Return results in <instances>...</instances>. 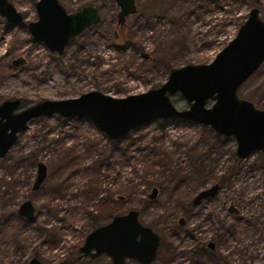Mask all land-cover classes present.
<instances>
[{
  "label": "rangeland",
  "instance_id": "374dc122",
  "mask_svg": "<svg viewBox=\"0 0 264 264\" xmlns=\"http://www.w3.org/2000/svg\"><path fill=\"white\" fill-rule=\"evenodd\" d=\"M8 1L23 13L24 24L36 21L37 0ZM59 1L68 11L91 2L103 22L58 56L33 41L25 25L10 26L0 17V103L13 97L25 108L95 90L114 98L145 93L168 78L155 59L172 68L209 64L235 39L252 8L259 9L264 21V0H135L137 12L126 18L124 30L131 43L120 44L111 33L119 10L112 0ZM157 3L161 8L146 10ZM18 58L25 64L12 66ZM238 96L264 110V63ZM171 101L179 109L186 107L179 94ZM125 137L124 142L109 140L84 118L50 115L27 123L0 158V264H27L33 256L49 264H112L108 255L91 260L79 247L95 227L130 209H137L140 222L160 236L150 264H218L206 246L210 241L222 264H264V167L259 152L239 159L233 137L183 119H155ZM155 137L160 138L155 146L168 152V165L154 162L149 150ZM128 145L133 163L116 150L109 163L117 162L101 172L94 168L96 161L107 162L110 150ZM38 161L47 166V176L32 190ZM193 165L212 170V175L200 182ZM87 166L91 168L85 172ZM222 175L230 177L220 183ZM215 183L217 194L194 205L197 193ZM152 187L158 188L154 197ZM26 199L35 207L34 220H14ZM230 202L238 214L228 210ZM126 264L140 263L127 259Z\"/></svg>",
  "mask_w": 264,
  "mask_h": 264
},
{
  "label": "water",
  "instance_id": "95a60500",
  "mask_svg": "<svg viewBox=\"0 0 264 264\" xmlns=\"http://www.w3.org/2000/svg\"><path fill=\"white\" fill-rule=\"evenodd\" d=\"M119 7L117 21L136 13L134 0H113ZM217 1V0H208ZM37 21L29 22L27 30L35 42H41L50 53L61 55L65 46L86 28L99 24L101 19L92 7L68 15L58 0H39L36 4ZM0 16L10 24H20L23 15L8 0H0ZM264 63V21L259 9L252 8L239 27L235 39L225 46L209 64L186 65L172 68L160 87L145 93L114 98L100 91H89L75 98L42 100L21 108L15 99L0 105V158L6 156L16 142L18 133L36 118L56 115L59 118L90 119L112 141L127 136L133 129L155 119H183L210 127L216 134L233 137L235 155L244 159L264 150V110L238 96L239 87ZM18 58L14 66L24 65ZM179 94L186 107L177 109L171 97ZM211 107L208 108V103ZM32 189L40 187L47 176L43 162L36 165ZM217 183L202 189L195 201L214 195ZM156 188L150 197H154ZM230 212L239 213L233 202ZM17 214L27 221L35 218V207L30 199L21 202ZM182 221V220H181ZM160 236L139 220V211L130 209L116 214L104 225L91 230L79 250L91 258L107 254L113 264H125L133 259L141 264L154 261ZM212 245V243H209ZM27 264H49L36 256Z\"/></svg>",
  "mask_w": 264,
  "mask_h": 264
},
{
  "label": "trees",
  "instance_id": "16d2710c",
  "mask_svg": "<svg viewBox=\"0 0 264 264\" xmlns=\"http://www.w3.org/2000/svg\"><path fill=\"white\" fill-rule=\"evenodd\" d=\"M156 7L161 8V6L157 3L154 6L153 5L152 6H148L147 8H149L150 10H148V9H146V10L149 11V13H151V11H155V9H157ZM120 38H121V41L124 42L125 44L126 43H129L126 34L121 35ZM116 48L119 49L121 47H119V46L116 45ZM154 62L157 63L158 65H160L166 72H169V70L172 68V66H170L168 64V62H166V61H161V60L155 59ZM173 121H175V119H173ZM128 137H125V138L121 139L119 142H124L125 140H127ZM159 140H160V138H158V137L153 138V140L151 141L152 142V144H151L152 147H150V145H149V147H150V150L149 151L153 155V157L155 158L154 159V162H157V160L159 161L157 163H160V162L163 161L165 163V165H168L169 163L166 160V157H167L168 152L166 151V149L164 147L161 148V147H156L155 146V143H157ZM131 144L135 145V141L133 140L131 142ZM135 148L139 150L141 147H139V145H136ZM116 150H119V154H120V156H121L122 159H125V162L126 161L132 162V160H133L132 159V156L133 155L130 153L131 148L128 145L127 147H124V148L122 147L120 149L117 148V149H114V150H110V152L108 151L110 154L106 157L107 162L102 161L100 163V162L96 161L95 164H94V168L95 169H99L98 172H101L102 171L101 169H103L104 166H106L107 169H108V166L110 165V163H111V165H113L114 162H117V160L115 159L113 161L110 160L111 162L109 163V159L112 158V157L114 158V154L115 153H113V151H116ZM141 150H143V148H141ZM163 154H165V155L163 156ZM258 155L261 157V160H260V161H262L261 166L264 167V151L259 152ZM30 156H31L30 158L32 159L33 162L37 161V156L35 154H31ZM196 157H197V159H200L199 154H197ZM72 160L74 161V159H72ZM137 161H138V159H137ZM260 161H259V163H260ZM90 168H91V166H87L86 169H85V172L87 170H90ZM193 168L195 170L197 169L196 172H198V175H199V178H200V182H204L205 180H208L209 179V175L210 176L212 175V170L209 171V172H207V171L205 172L203 169H201L200 167H198V165L197 166L193 165ZM263 171H264V168H263ZM227 177H230V175H227V176L226 175H222L221 178L219 179L220 183H224L226 181V178ZM88 193H89V189L86 192L84 191V196H86ZM87 199H88V201L91 199V198H89V195H88ZM21 218H23V217L19 216L18 214H15V213L13 214V219L14 220H16V219L17 220H20ZM13 234H14V236L15 235H18V233L17 234L16 233H13ZM17 237H19V236H17ZM194 255L196 256V253H194ZM211 256L217 261L218 264H222L219 261L220 260V256L219 255H215V253H212Z\"/></svg>",
  "mask_w": 264,
  "mask_h": 264
},
{
  "label": "flooded vegetation",
  "instance_id": "af4514ba",
  "mask_svg": "<svg viewBox=\"0 0 264 264\" xmlns=\"http://www.w3.org/2000/svg\"><path fill=\"white\" fill-rule=\"evenodd\" d=\"M39 0H37L35 3H34V8H35V12H36V16H37V18H38V15H37V11H36V7H35V4L38 2ZM113 1V0H112ZM135 1V0H134ZM58 2H59V4L63 7V9L65 10V12H66V14H68V15H71V14H75V13H77V12H81L84 8H86V7H92V8H94L96 11H97V13H98V15H99V17H100V19H101V21H100V23L99 24H101L102 22H103V19H102V17H101V14H100V12H99V8L98 7H96V5H94L93 3H91V2H89V3H84L83 5H79V7H78V10H75V11H68L67 10V8L66 7H64L63 5H62V3L58 0ZM114 2V1H113ZM115 3V2H114ZM116 4V3H115ZM135 5H136V12H137V4H136V2H135ZM119 8V7H118ZM17 10V9H16ZM19 12V11H18ZM118 12H119V10H118ZM118 12H117V14H118ZM21 13V12H20ZM22 15H23V13H21ZM117 14H116V19H117ZM134 15V14H133ZM1 17V16H0ZM129 17V16H128ZM2 18V17H1ZM23 18H24V16H23ZM127 18V17H126ZM126 18H125V21H126ZM4 20V19H3ZM24 20H25V18L23 19V21H22V23H20V24H15V25H25V27H26V30H27V24L30 22H27V23H25L24 24ZM36 21H37V19H36ZM6 22V21H5ZM31 22H35V21H31ZM10 26H15L14 24H10V23H8ZM96 25H98V24H96ZM96 25H93V26H91V27H89V28H86L81 34H79L78 36H76V38H78V37H80L86 30H88V29H90V28H93L94 26H96ZM125 27H126V22H124L123 24H119L118 23V21H116V25L115 26H113L112 27V31H111V33H112V36H113V38H115V39H119V40H121V35H124V34H126V32H124V30H125ZM28 31V30H27ZM29 33V32H28ZM76 38H74V39H76ZM126 38V37H125ZM124 38V39H125ZM74 39H72L71 41H73ZM33 40V39H32ZM34 41V40H33ZM70 41V42H71ZM128 41H129V43H127V44H130L131 43V40L130 39H128ZM69 42V43H70ZM121 42L122 41H120L119 43L121 44ZM68 43V44H69ZM67 44V45H68ZM123 44H125L124 42H123ZM66 45V46H67ZM66 46H65V48H66ZM117 46H119L120 47V45L119 44H117ZM65 48H64V50H65ZM63 53H64V51H63ZM62 53V54H63ZM51 54H56V55H58L57 53H51ZM61 54V55H62ZM58 56H60V55H58ZM145 57V56H144ZM11 65L12 66H14L13 65V61H11ZM175 69H177V68H175ZM248 80V79H247ZM246 80V81H247ZM246 81H244L243 83H242V85L239 87V90H240V88L243 86V84L246 82ZM239 90H238V92H239ZM83 94V93H82ZM81 95V94H80ZM79 95V96H80ZM15 99H17V98H15ZM20 100V99H19ZM7 101H13V97H11V98H6V99H4V100H2L1 101V103H0V105L2 104V103H4V102H7ZM21 101V100H20ZM212 104V103H211ZM22 101H21V108H23L22 107ZM176 107V106H175ZM207 107L208 108H210L211 107V105H207ZM177 108V107H176ZM178 110H179V108H177ZM180 109H183V108H180ZM64 119V118H63ZM177 121V120H176ZM39 162V161H38ZM37 162V163H38ZM37 163H36V165H37ZM47 167V166H46ZM37 168V167H36ZM35 176H36V172H35ZM35 178V177H34ZM33 184V183H32ZM153 188H156V194L158 193V188L157 187H152V189ZM33 190V189H32ZM37 190V189H36ZM219 191V188H218V190H217V192ZM217 192L214 194V195H208V196H206V197H204V198H201L200 200H197V201H195V197L193 198V203H194V205H197V204H199L201 201H203V200H205V199H208V198H211V197H214L216 194H217ZM156 194H155V196H156ZM224 205L225 204H227V201H225L224 203H223ZM234 204V203H233ZM228 206H229V204H228ZM235 213V212H234ZM235 214H238V213H235ZM182 220V221H181ZM179 223H183L184 222V219L183 218H179ZM209 243H212L211 241L210 242H208L207 244H206V246L213 252V253H215V249H214V243H212V245H209ZM170 247V246H169ZM172 247V246H171ZM170 247V249H172ZM80 248V247H79ZM158 249V248H157ZM201 250V248H199V250H195V251H193V253L195 252V253H197V252H199ZM203 250V249H202ZM80 251V250H79ZM204 251V250H203ZM202 251V252H203ZM81 252V251H80ZM82 253V252H81ZM83 254V253H82ZM103 254H105V253H101V254H99L98 256H95V257H93V258H91L90 256H87V255H85V256H87V257H89L91 260H95V259H97L99 256H101V255H103ZM156 254H157V252H156ZM175 254H177L176 253V249H175ZM84 255V254H83ZM105 255H107V254H105ZM155 259H156V256H155ZM154 259V260H155ZM127 260V259H126ZM126 260H125V264H126ZM130 260V259H129ZM111 262H112V260H111ZM113 264V263H112ZM141 264V263H140Z\"/></svg>",
  "mask_w": 264,
  "mask_h": 264
}]
</instances>
